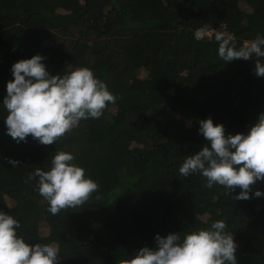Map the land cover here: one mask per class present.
<instances>
[{
	"label": "trees",
	"instance_id": "trees-1",
	"mask_svg": "<svg viewBox=\"0 0 264 264\" xmlns=\"http://www.w3.org/2000/svg\"><path fill=\"white\" fill-rule=\"evenodd\" d=\"M207 25L237 49L264 36V0H0V211L20 223L29 244L60 247L59 264H120L155 236L226 224L237 264H264V181L234 200L220 185L179 168L208 142L199 121L213 116L225 134H247L264 113V77L252 60L225 63ZM51 75L87 67L116 97L99 119L81 120L52 145L7 134L3 100L12 66L34 55ZM255 59V58H253ZM59 151L98 182L82 206L48 212L37 168ZM9 160L19 161L16 167ZM100 199L97 200L96 196Z\"/></svg>",
	"mask_w": 264,
	"mask_h": 264
},
{
	"label": "clouds",
	"instance_id": "clouds-1",
	"mask_svg": "<svg viewBox=\"0 0 264 264\" xmlns=\"http://www.w3.org/2000/svg\"><path fill=\"white\" fill-rule=\"evenodd\" d=\"M212 33L222 61L252 60L255 75L264 77V36L258 34L238 49L232 35L207 25L196 29L194 37L200 41ZM43 60L37 54L12 66L14 79L7 83L3 105L7 110V134L17 143L26 142L31 136L42 145H52L82 119H99L108 104L116 102L106 83L89 68L78 67L64 75H51ZM199 125L198 131L208 143L185 158L180 175L189 177L198 173L206 178L207 187L220 185L228 195L239 188V194L232 196L234 200L252 198L251 186L264 181V113L259 114L247 134L226 135L223 124H214L211 118L199 121ZM74 159L73 154L59 151L50 170L37 168L29 174V180L38 178V192L48 202L52 215L82 207L98 192V182L72 163ZM8 162L13 167L19 164L15 160ZM253 196L259 198L264 192L257 190ZM96 199H100L99 195ZM18 228V220L0 211V264H59L58 244L26 243L23 237H18ZM155 243V248L142 247L120 264H237L234 235L226 231L222 220L207 229L183 235L157 234Z\"/></svg>",
	"mask_w": 264,
	"mask_h": 264
},
{
	"label": "rangeland",
	"instance_id": "rangeland-1",
	"mask_svg": "<svg viewBox=\"0 0 264 264\" xmlns=\"http://www.w3.org/2000/svg\"><path fill=\"white\" fill-rule=\"evenodd\" d=\"M222 29H223V27H222ZM208 118H211V119L213 120V116H212V115H208V116L206 117V119H208Z\"/></svg>",
	"mask_w": 264,
	"mask_h": 264
},
{
	"label": "built area",
	"instance_id": "built-area-1",
	"mask_svg": "<svg viewBox=\"0 0 264 264\" xmlns=\"http://www.w3.org/2000/svg\"><path fill=\"white\" fill-rule=\"evenodd\" d=\"M223 27V29L222 28H218L217 30H224V26H222ZM209 36H211V35H209Z\"/></svg>",
	"mask_w": 264,
	"mask_h": 264
}]
</instances>
